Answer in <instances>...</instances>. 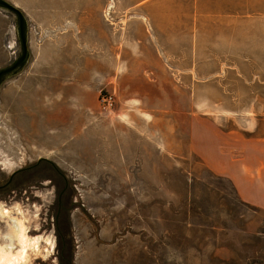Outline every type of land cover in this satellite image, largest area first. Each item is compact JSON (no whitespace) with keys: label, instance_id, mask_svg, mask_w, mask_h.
Here are the masks:
<instances>
[{"label":"rangeland","instance_id":"374dc122","mask_svg":"<svg viewBox=\"0 0 264 264\" xmlns=\"http://www.w3.org/2000/svg\"><path fill=\"white\" fill-rule=\"evenodd\" d=\"M7 1L29 61L0 84V185L39 158L65 175L73 264H264V208L214 171L255 159L264 193V0ZM17 32L0 9V69ZM42 188L0 194V247L13 219L38 240L21 264H57Z\"/></svg>","mask_w":264,"mask_h":264},{"label":"flooded vegetation","instance_id":"af4514ba","mask_svg":"<svg viewBox=\"0 0 264 264\" xmlns=\"http://www.w3.org/2000/svg\"><path fill=\"white\" fill-rule=\"evenodd\" d=\"M4 77L2 76L0 81ZM59 182H63L60 189H58ZM45 183L54 188L48 191L52 198L43 216L45 221H50V223L46 221L45 225L55 228L58 245L60 240L66 239V224L69 223L67 219L69 207L65 205L69 183L65 175L54 164L39 158L34 163L13 171L7 181L0 185V194H8L11 199L22 198L26 202H38L37 192L46 191L45 188H42Z\"/></svg>","mask_w":264,"mask_h":264},{"label":"crops","instance_id":"0c3cea01","mask_svg":"<svg viewBox=\"0 0 264 264\" xmlns=\"http://www.w3.org/2000/svg\"><path fill=\"white\" fill-rule=\"evenodd\" d=\"M214 169V167L210 164ZM255 159L248 160L242 154L232 159H225L214 169L217 174L228 178L234 185L238 197L248 202V204L264 208V193L260 187L263 185V180L260 179V172ZM259 175V177H257Z\"/></svg>","mask_w":264,"mask_h":264},{"label":"bare ground","instance_id":"6f19581e","mask_svg":"<svg viewBox=\"0 0 264 264\" xmlns=\"http://www.w3.org/2000/svg\"><path fill=\"white\" fill-rule=\"evenodd\" d=\"M19 210V208H18ZM4 217L9 216L7 211L1 213ZM23 221V220H22ZM24 222L13 219L9 224V231L5 237L6 247H0V264H21L25 260L28 248H38V240L31 241L26 235ZM16 243L17 251L13 245ZM16 248V247H15Z\"/></svg>","mask_w":264,"mask_h":264},{"label":"water","instance_id":"95a60500","mask_svg":"<svg viewBox=\"0 0 264 264\" xmlns=\"http://www.w3.org/2000/svg\"><path fill=\"white\" fill-rule=\"evenodd\" d=\"M0 9L8 11L9 13L13 14L17 19L18 25V40L21 44V53L19 57L10 65L0 69V78L5 76L2 80L6 79L7 77L13 75L14 73H18L25 64L29 61V46L27 41V21L25 14L22 10L17 8L16 6L12 5L7 0H0ZM2 81H0L1 84Z\"/></svg>","mask_w":264,"mask_h":264},{"label":"trees","instance_id":"16d2710c","mask_svg":"<svg viewBox=\"0 0 264 264\" xmlns=\"http://www.w3.org/2000/svg\"><path fill=\"white\" fill-rule=\"evenodd\" d=\"M68 241L66 239L60 240V242L57 245V254H58V259H57V264H73V252L72 249L73 247L71 244L69 245L67 243Z\"/></svg>","mask_w":264,"mask_h":264},{"label":"built area","instance_id":"2783aa9c","mask_svg":"<svg viewBox=\"0 0 264 264\" xmlns=\"http://www.w3.org/2000/svg\"><path fill=\"white\" fill-rule=\"evenodd\" d=\"M114 104L113 98L111 95L103 94L100 100V105L103 110L112 109Z\"/></svg>","mask_w":264,"mask_h":264}]
</instances>
